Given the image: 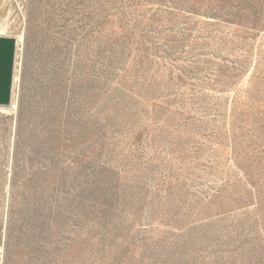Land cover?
Here are the masks:
<instances>
[{"label":"rangeland","instance_id":"1","mask_svg":"<svg viewBox=\"0 0 264 264\" xmlns=\"http://www.w3.org/2000/svg\"><path fill=\"white\" fill-rule=\"evenodd\" d=\"M0 264H264V0H0Z\"/></svg>","mask_w":264,"mask_h":264},{"label":"water","instance_id":"2","mask_svg":"<svg viewBox=\"0 0 264 264\" xmlns=\"http://www.w3.org/2000/svg\"><path fill=\"white\" fill-rule=\"evenodd\" d=\"M19 40L0 36V106H10L15 85Z\"/></svg>","mask_w":264,"mask_h":264},{"label":"bare ground","instance_id":"3","mask_svg":"<svg viewBox=\"0 0 264 264\" xmlns=\"http://www.w3.org/2000/svg\"><path fill=\"white\" fill-rule=\"evenodd\" d=\"M14 87H15V85H14ZM0 107H5V108H7L9 110H12V108H13V101H12V104L10 106H0Z\"/></svg>","mask_w":264,"mask_h":264}]
</instances>
